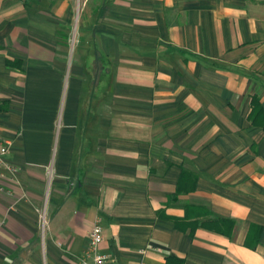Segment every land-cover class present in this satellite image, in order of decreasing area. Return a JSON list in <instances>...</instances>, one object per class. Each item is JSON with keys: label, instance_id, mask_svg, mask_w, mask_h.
Here are the masks:
<instances>
[{"label": "crops", "instance_id": "0c3cea01", "mask_svg": "<svg viewBox=\"0 0 264 264\" xmlns=\"http://www.w3.org/2000/svg\"><path fill=\"white\" fill-rule=\"evenodd\" d=\"M0 0V264H264V0Z\"/></svg>", "mask_w": 264, "mask_h": 264}, {"label": "built area", "instance_id": "2783aa9c", "mask_svg": "<svg viewBox=\"0 0 264 264\" xmlns=\"http://www.w3.org/2000/svg\"><path fill=\"white\" fill-rule=\"evenodd\" d=\"M10 146V142L0 137V194H8L3 186L4 182L18 185V169L5 161ZM87 237V249L80 257L79 264H108L109 257L100 252L103 236L102 229L97 222L93 223Z\"/></svg>", "mask_w": 264, "mask_h": 264}, {"label": "rangeland", "instance_id": "374dc122", "mask_svg": "<svg viewBox=\"0 0 264 264\" xmlns=\"http://www.w3.org/2000/svg\"><path fill=\"white\" fill-rule=\"evenodd\" d=\"M25 1H28V2H32L31 0H25ZM66 2L68 3V4H71V6H72V10H71V14H72V18H76L75 19V23H74V26H66V29H67V31L69 32V34H71L73 37H75L76 36V34H77V21H78V17H79V14H80V10H79V6H78V8H76L75 10H74V7H73V0H66ZM43 3H48V0H35V4L37 5V7H40L41 6V4H43ZM41 8V7H40Z\"/></svg>", "mask_w": 264, "mask_h": 264}]
</instances>
